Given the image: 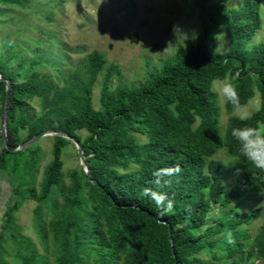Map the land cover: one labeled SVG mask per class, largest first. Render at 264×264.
Instances as JSON below:
<instances>
[{
    "label": "trees",
    "instance_id": "1",
    "mask_svg": "<svg viewBox=\"0 0 264 264\" xmlns=\"http://www.w3.org/2000/svg\"><path fill=\"white\" fill-rule=\"evenodd\" d=\"M228 2L192 0L200 29L189 50L164 60L142 82L131 85L114 83L119 68L107 64L96 50L60 85L42 72L43 55L26 58V48L10 40L12 35L2 38L0 118L9 80V149L44 130L65 133L80 145L96 185L87 180L83 167L64 174L62 152L72 144L66 138L52 136L51 159L38 189L34 182L43 155L37 145L20 151L2 146L0 175L17 181H10L15 200L1 218L0 264H6L7 239L20 264H253V255L264 261V224L247 253L248 235L238 229L264 217V209L239 213L230 208L247 193L264 191V171L240 154L231 136L232 127L264 123V45L246 49L260 25L259 4L244 0L241 7L225 11ZM38 5L39 0H0V26L12 25V7L28 10ZM214 28L229 36L226 52H217L213 40L209 42ZM237 73L241 103H248L255 88L261 109L242 122L231 115V105H225L229 117L221 134L217 96L210 84ZM99 77L95 109L92 90ZM221 148L236 166L235 181L226 193L222 163L212 159ZM177 164L181 172L165 177L170 187L151 183L155 169ZM145 188L167 193L175 201L173 212L160 216L155 202L143 195ZM24 201L34 203L32 226L41 252L16 224ZM220 211L210 226L212 214ZM229 232L234 244L226 241Z\"/></svg>",
    "mask_w": 264,
    "mask_h": 264
},
{
    "label": "rangeland",
    "instance_id": "2",
    "mask_svg": "<svg viewBox=\"0 0 264 264\" xmlns=\"http://www.w3.org/2000/svg\"><path fill=\"white\" fill-rule=\"evenodd\" d=\"M254 1L259 4L260 25L246 44L248 50L258 44L264 45V0ZM243 2L244 0H229L225 11L239 8ZM10 11L8 18H11L12 25L0 26V41L4 36L12 35L10 40L18 41L26 48V58L33 54L43 55L42 72L60 85L69 73L81 67L82 59L94 50L104 54L107 64H115L119 68L120 75L114 78V83L137 84L164 60L186 53L200 29L197 10L192 0H63L61 3L59 0H39L38 6L28 10L12 7ZM49 12L51 17L47 20L46 15ZM130 35L136 36L135 42L129 40ZM209 39L210 43L213 40L215 50L219 53L226 52L230 47L229 36L217 28L211 31ZM100 84L99 77L92 90L95 109L99 108ZM257 103L259 95L254 88V95L245 106L254 113ZM32 105L39 111L36 101ZM217 105V123L223 134L229 115L225 104L219 98ZM231 115L234 116L233 113ZM1 120L0 118V128ZM137 138L144 142V138ZM36 145L43 155L34 182L38 189L45 165L51 159L52 136L39 139L32 148ZM2 146L0 141V151ZM62 159L66 177L71 170L82 167L73 143L63 149ZM212 159L222 163L221 182L223 193H226L235 181V161L224 148ZM10 181L17 180L8 174L0 175V228L3 212L15 200L10 190ZM240 202L233 203L230 208H235L239 213H248L255 208L263 210L264 191L247 193ZM33 207V202L24 201L16 213V224L21 229V235L30 238L41 252L32 226ZM220 214L221 211L213 213L208 224L213 225ZM263 224L264 217L260 215L250 224L238 226V229L248 235V239L244 241V253L253 248L254 237ZM4 249L6 252L3 260L6 264H20L14 254L15 246L9 239L6 240ZM249 261L253 264H264L255 255ZM216 264H229V260Z\"/></svg>",
    "mask_w": 264,
    "mask_h": 264
},
{
    "label": "clouds",
    "instance_id": "3",
    "mask_svg": "<svg viewBox=\"0 0 264 264\" xmlns=\"http://www.w3.org/2000/svg\"><path fill=\"white\" fill-rule=\"evenodd\" d=\"M238 73L229 75L223 79L212 81L210 89L217 98L221 99L225 105H231V110L236 119L248 121L252 118V113L241 103L238 85L236 83ZM261 104L257 103L256 111H260ZM231 136L238 142L240 154L256 169L264 171V123L256 126L243 124L231 128ZM229 164H232L229 162ZM181 172L180 166L173 165L167 168H157L152 172V184L158 188L170 187L171 181L165 177L175 176ZM143 195L155 202L158 214L163 216L172 213L175 201L167 193L155 191L152 188H145ZM228 244H234L235 240L229 232L226 236Z\"/></svg>",
    "mask_w": 264,
    "mask_h": 264
},
{
    "label": "water",
    "instance_id": "4",
    "mask_svg": "<svg viewBox=\"0 0 264 264\" xmlns=\"http://www.w3.org/2000/svg\"><path fill=\"white\" fill-rule=\"evenodd\" d=\"M129 40L131 42H135L136 36L130 35ZM2 80L3 79L0 77V81H2ZM5 84H6V86H5V98H4V106H3V113H2V120H1V128H0V136H1V141H2L3 147L9 151H20V150H23V149L29 147L30 145L37 142L39 139L46 137V136H59V137L66 138V139L70 140L75 145L78 159L80 161V164L83 167L84 173L87 176V180L89 182H91L92 184L96 185V182L92 181L90 179V174H89V171L87 169V166L85 165L84 155L82 153V149H81L80 145L78 144L77 141H75L72 137L68 136L65 133H61V132L53 131V130H44V131L38 133L37 135H34V136L30 137L29 139L25 140L16 149H14V150L9 149L8 144H7V137H6V133H7V104H8V99H9V80H5Z\"/></svg>",
    "mask_w": 264,
    "mask_h": 264
}]
</instances>
